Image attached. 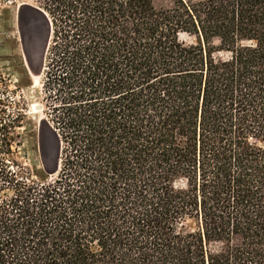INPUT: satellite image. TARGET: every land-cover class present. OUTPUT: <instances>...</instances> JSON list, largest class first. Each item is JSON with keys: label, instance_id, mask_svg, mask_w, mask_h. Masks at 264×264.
<instances>
[{"label": "trees", "instance_id": "1", "mask_svg": "<svg viewBox=\"0 0 264 264\" xmlns=\"http://www.w3.org/2000/svg\"><path fill=\"white\" fill-rule=\"evenodd\" d=\"M35 4L52 169L0 95V264H264V0Z\"/></svg>", "mask_w": 264, "mask_h": 264}, {"label": "rangeland", "instance_id": "2", "mask_svg": "<svg viewBox=\"0 0 264 264\" xmlns=\"http://www.w3.org/2000/svg\"><path fill=\"white\" fill-rule=\"evenodd\" d=\"M35 5V0H25L23 3L0 1V95L4 93L6 97L9 96L11 107L18 104L25 106V120L17 130L18 145L14 146L16 158L28 167L34 179L44 181L49 176L47 170L52 169L43 155L45 140L52 137L46 123L47 106L42 85V57L46 42L43 40L35 47L33 59L30 60L29 30L20 19V12L27 13L26 8L33 9ZM167 5L168 0H155L158 9ZM33 17L28 11L29 22ZM181 40L188 44L194 41L187 35H181ZM36 106L40 107L39 111ZM260 146L264 147V143H260Z\"/></svg>", "mask_w": 264, "mask_h": 264}, {"label": "water", "instance_id": "3", "mask_svg": "<svg viewBox=\"0 0 264 264\" xmlns=\"http://www.w3.org/2000/svg\"><path fill=\"white\" fill-rule=\"evenodd\" d=\"M38 11H40L44 16H46L45 13L42 10L38 9ZM39 109H40V107H39Z\"/></svg>", "mask_w": 264, "mask_h": 264}, {"label": "bare ground", "instance_id": "4", "mask_svg": "<svg viewBox=\"0 0 264 264\" xmlns=\"http://www.w3.org/2000/svg\"><path fill=\"white\" fill-rule=\"evenodd\" d=\"M36 110L39 111V106H36ZM35 108H34V111H36Z\"/></svg>", "mask_w": 264, "mask_h": 264}]
</instances>
